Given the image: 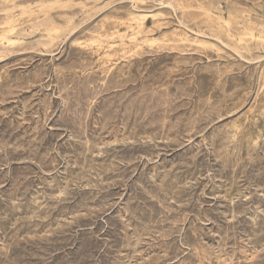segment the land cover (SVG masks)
<instances>
[{"label":"rangeland","instance_id":"obj_1","mask_svg":"<svg viewBox=\"0 0 264 264\" xmlns=\"http://www.w3.org/2000/svg\"><path fill=\"white\" fill-rule=\"evenodd\" d=\"M130 1L0 0V264H264V0Z\"/></svg>","mask_w":264,"mask_h":264},{"label":"bare ground","instance_id":"obj_2","mask_svg":"<svg viewBox=\"0 0 264 264\" xmlns=\"http://www.w3.org/2000/svg\"><path fill=\"white\" fill-rule=\"evenodd\" d=\"M129 1V0H128ZM132 1V0H131ZM130 1V2H131ZM135 5V4H134ZM183 7H187L186 5H184L183 4ZM205 10H208V9H205ZM132 12V11H131ZM209 14V13H208ZM155 15V14H154ZM165 16V15H164ZM140 18V17H139ZM220 19H223V17L222 16H220L219 17ZM235 18V17H234ZM44 20V19H43ZM134 20V19H133ZM142 20V19H141ZM232 20H234L233 19V17H232ZM232 20H228L227 21V24L231 27V25H232ZM78 21H80V20H78ZM166 21V20H165ZM40 22V21H39ZM37 23V22H36ZM158 23H160L161 24V22H158ZM158 23H156V24H158ZM219 23V22H218ZM96 24V23H95ZM125 24V23H124ZM226 24V23H225ZM254 24V23H253ZM71 25V24H70ZM74 25V24H73ZM102 25V24H101ZM163 26V25H162ZM218 26V25H217ZM229 26H227L228 28H230ZM219 27V26H218ZM226 27V28H227ZM141 29V28H140ZM219 29H220V27H219ZM252 29H253V26H252ZM220 30H222V29H220ZM224 30V29H223ZM88 31V30H87ZM183 31V30H182ZM181 31V32H182ZM252 31V30H251ZM27 32V31H26ZM149 32V31H148ZM222 32V31H221ZM223 32H225V31H223ZM229 32V31H228ZM145 34V33H144ZM150 34V33H149ZM219 34V33H218ZM222 34V33H221ZM250 34V33H249ZM252 34H253V32H252ZM41 35V34H40ZM62 35V34H61ZM254 35V34H253ZM44 36V35H43ZM138 36V35H137ZM219 36H220V34H219ZM41 37V36H40ZM221 37V36H220ZM229 37V36H228ZM260 37H262L261 35H260ZM125 38V37H124ZM180 38V37H179ZM241 38V37H240ZM181 39V38H180ZM243 39V38H242ZM261 39V38H260ZM262 39H264V38H262ZM43 40V39H42ZM112 40V39H111ZM251 40V39H250ZM258 40V39H257ZM6 41H8V40H6ZM25 41V40H24ZM82 41V40H81ZM188 41V40H187ZM236 41V40H235ZM19 42V41H18ZM180 42V41H179ZM264 42V41H263ZM73 43V42H72ZM209 43H210V41H209ZM222 43V42H221ZM237 43V42H236ZM1 44V43H0ZM19 44V43H18ZM24 44V43H23ZM120 44H121V42H120ZM208 44V43H207ZM242 44V43H241ZM262 44V43H261ZM12 45V44H11ZM15 45V44H14ZM40 45V44H39ZM242 46V45H241ZM36 47V46H35ZM44 47V46H43ZM212 47V46H211ZM38 48V47H37ZM111 48V47H110ZM238 50V49H237ZM241 50V49H240ZM262 58V57H261ZM254 62V61H253ZM264 69V68H263ZM264 88V87H263ZM257 98V97H256Z\"/></svg>","mask_w":264,"mask_h":264}]
</instances>
